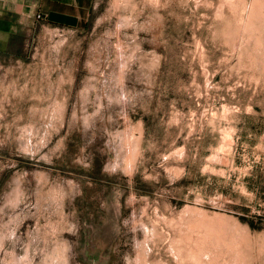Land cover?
Listing matches in <instances>:
<instances>
[{
  "label": "rangeland",
  "instance_id": "1",
  "mask_svg": "<svg viewBox=\"0 0 264 264\" xmlns=\"http://www.w3.org/2000/svg\"><path fill=\"white\" fill-rule=\"evenodd\" d=\"M85 3L0 49V264H264V0Z\"/></svg>",
  "mask_w": 264,
  "mask_h": 264
},
{
  "label": "crops",
  "instance_id": "2",
  "mask_svg": "<svg viewBox=\"0 0 264 264\" xmlns=\"http://www.w3.org/2000/svg\"><path fill=\"white\" fill-rule=\"evenodd\" d=\"M81 5V7H80ZM85 0H0V49L8 46L16 34L30 32L40 20L58 23L78 20Z\"/></svg>",
  "mask_w": 264,
  "mask_h": 264
},
{
  "label": "built area",
  "instance_id": "3",
  "mask_svg": "<svg viewBox=\"0 0 264 264\" xmlns=\"http://www.w3.org/2000/svg\"><path fill=\"white\" fill-rule=\"evenodd\" d=\"M37 18H40V15H37Z\"/></svg>",
  "mask_w": 264,
  "mask_h": 264
}]
</instances>
